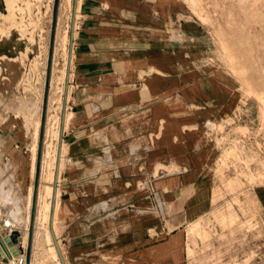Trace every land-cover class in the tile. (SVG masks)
<instances>
[{
	"label": "crops",
	"instance_id": "1",
	"mask_svg": "<svg viewBox=\"0 0 264 264\" xmlns=\"http://www.w3.org/2000/svg\"><path fill=\"white\" fill-rule=\"evenodd\" d=\"M76 15L54 223L65 263L264 264V183L225 180L219 167L217 126L241 90L205 63L188 4L78 0ZM4 135L18 172L23 140ZM24 167L29 193L31 159Z\"/></svg>",
	"mask_w": 264,
	"mask_h": 264
},
{
	"label": "rangeland",
	"instance_id": "2",
	"mask_svg": "<svg viewBox=\"0 0 264 264\" xmlns=\"http://www.w3.org/2000/svg\"><path fill=\"white\" fill-rule=\"evenodd\" d=\"M54 1L14 0L10 4L0 0V222L5 221L4 229L5 225L26 227L21 229L26 244L31 213L27 204L35 178L32 147H37V158ZM184 1L193 19L204 26L205 63L220 64L230 72L242 94L239 109L217 126L223 179L233 178L241 185L264 183V0ZM72 15L73 0L70 5L60 0L55 44L60 68L64 65L63 48L69 50ZM56 85L61 125L65 81ZM9 132H17L23 140L18 161L23 174L31 159V182L29 178L23 181L31 183L29 193L18 186V174L23 170L16 172L3 155L4 134ZM18 198L21 207L13 203ZM35 238L36 263L60 264L45 228Z\"/></svg>",
	"mask_w": 264,
	"mask_h": 264
},
{
	"label": "water",
	"instance_id": "3",
	"mask_svg": "<svg viewBox=\"0 0 264 264\" xmlns=\"http://www.w3.org/2000/svg\"><path fill=\"white\" fill-rule=\"evenodd\" d=\"M59 1H54V9H53V21L51 27V37H50V45H49V55H48V63H47V71H46V81H45V90L42 104V116H41V124H40V134H39V142H38V151L36 158V171L34 178V186H33V194H32V205H31V213H30V222L28 227V242L27 249L28 254L26 255V264H30L31 259V250L32 244L34 240V231H35V223H36V214H37V205H38V195H39V187H40V175H41V167H42V156L44 149V137H45V129H46V119H47V109H48V99H49V91H50V80L52 76V66H53V57H54V44H55V33H56V23L58 16V8ZM78 0H73V15L71 19V32H70V54L73 46V37H74V27L76 22V10H77ZM70 80V69H67V75L65 79L64 86V96H63V104L61 111V125H60V137L58 143V153L56 160V168H55V177L53 183V192L51 198V208H50V218H49V229L55 243L58 256L60 258L61 264H66L62 250L59 245L58 238L54 231V212L56 208V195H57V183L59 180V166L61 159V149H62V132L65 121V111H66V101L68 96V86ZM24 242V230L20 229H4L0 225V258L6 259L11 258L13 256H17L19 254L18 246Z\"/></svg>",
	"mask_w": 264,
	"mask_h": 264
},
{
	"label": "bare ground",
	"instance_id": "4",
	"mask_svg": "<svg viewBox=\"0 0 264 264\" xmlns=\"http://www.w3.org/2000/svg\"><path fill=\"white\" fill-rule=\"evenodd\" d=\"M8 1L10 4H12L14 0H8ZM66 2L68 5L71 4V0H66ZM58 11H59V8H58ZM57 23H58V16H57ZM57 23H56V31H57ZM58 35L59 34L56 32L55 33V44H56V38H58ZM62 37L64 39L66 38V31L64 32V34H62ZM55 44H54V57H53L54 64L52 66V76H51V80H50V91H49V99H48L46 129H45V137H44V149H43L42 167H41V175H40V187H39L36 223H35V231H34V237H36V234L38 235V233H41L43 228H45L47 240L51 241V243H52L51 246H54V248H56V246H55V243L53 241V238H52V235H51V232L49 229V218H50L51 198H52V192H53V183H54V177H55L56 160H57V153H58L57 141L59 142V137H60V125H59L60 124V115L58 113L60 106H59V103H57L55 101V98L57 97V85H56V83L58 81H62V80L65 81L66 75H67V69L71 63L70 49L68 50L66 47H64L63 52H62L63 57H64V65L62 68L57 66V64L59 62L60 51L57 48V45H55ZM55 85H56V89H55ZM63 90H64V88H63ZM58 98H60V97H58ZM68 114H70V113H68ZM67 117L68 116H66V120H67ZM48 138H50V140ZM32 149H33V168H34V175H35V171H36L35 150H37L36 145H34L32 147ZM64 153H65V148L62 147L60 166H59V176L61 174V171H62V168L64 165V158H63ZM33 186H34V183H32V185H31V191H30L31 194H30V197L28 199L29 201L27 204V206L30 207V211H31V205H32ZM20 200L21 199L18 198L13 203L15 205L20 206V204H19ZM57 202H56V208H55V212H54V223H55V218L57 217L56 216V214H57L56 210L58 207ZM18 215H19V213L16 214L17 218H18ZM28 220L30 222V216L28 217ZM54 231H55V234L57 236L55 224H54ZM60 264H61V262H60Z\"/></svg>",
	"mask_w": 264,
	"mask_h": 264
},
{
	"label": "built area",
	"instance_id": "5",
	"mask_svg": "<svg viewBox=\"0 0 264 264\" xmlns=\"http://www.w3.org/2000/svg\"><path fill=\"white\" fill-rule=\"evenodd\" d=\"M77 22V19H76ZM1 65V61H0ZM9 264H26V254L20 253L19 255L15 257L8 258Z\"/></svg>",
	"mask_w": 264,
	"mask_h": 264
}]
</instances>
